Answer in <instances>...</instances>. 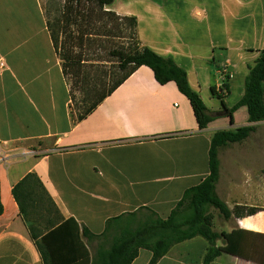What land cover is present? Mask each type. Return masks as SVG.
Segmentation results:
<instances>
[{
    "label": "crops",
    "instance_id": "crops-1",
    "mask_svg": "<svg viewBox=\"0 0 264 264\" xmlns=\"http://www.w3.org/2000/svg\"><path fill=\"white\" fill-rule=\"evenodd\" d=\"M54 1L0 0V264H43L36 241L69 218L80 228L91 264H97V256L120 229L135 228L152 213L165 219L183 191L208 175L214 132L251 125L245 107L233 112L230 124L218 114L221 104L209 90L221 84L226 67L232 77L225 104L233 92L228 108L242 97L246 66L264 49V0H114L104 8L134 16L141 44L185 70L191 89L216 114L204 129L198 128L175 84H158L145 66L78 120L85 106L71 100L50 37ZM57 2L59 28L67 4ZM218 158V197L229 211L235 206L256 211L226 220L215 214L214 231L264 235V177L255 184L246 179V166L229 152L223 157L219 151ZM29 173L36 174L47 197L33 195L41 202L27 222L12 187ZM70 238L74 234L51 232L44 250L52 264L66 256L77 259L72 264H82L83 250ZM261 242L256 251L264 255ZM215 243L226 244L223 238ZM207 247L197 236L172 246L156 264H202ZM151 256L140 249L131 264H148ZM210 264L258 263L221 253Z\"/></svg>",
    "mask_w": 264,
    "mask_h": 264
},
{
    "label": "trees",
    "instance_id": "trees-1",
    "mask_svg": "<svg viewBox=\"0 0 264 264\" xmlns=\"http://www.w3.org/2000/svg\"><path fill=\"white\" fill-rule=\"evenodd\" d=\"M113 1L66 0L67 16H63L62 25L56 31L49 26L50 37L57 55L59 51L57 34L58 32L67 33V43L65 41L63 43L64 52L60 57V63L63 75L65 77L70 76L71 100L75 101V91L86 92L87 97H82L81 102H79L85 108L82 113L78 114V120L91 113L104 98L121 85L135 70L145 66L152 71L158 84L165 85L169 82L175 84L177 90L188 100L193 112L192 116H194L198 128H206L216 114L213 115L209 112L200 95L191 89L185 70L176 65L171 58L162 57L141 44L137 39V20L134 16L123 17L114 14L112 11H105L104 8L112 4ZM99 11L107 17L108 22H118V27L114 31L111 29L108 31L111 32L110 37L119 38L122 31L120 22L126 25L128 34L125 39H128V43L124 47L115 46L108 51V56L115 61L118 70L122 74L104 91L92 95L94 98L91 100L89 99L90 93L87 92L88 86H90L89 78L83 75L79 65L83 60L80 59V56L74 54L73 46L68 41L76 40L75 44H80L79 47L89 46L86 44L94 36L92 33L94 21L97 16L96 12ZM70 26H74L76 37L73 35L74 30H70ZM85 38L87 39L85 40ZM246 67H248V74L244 80V93L231 108H228L225 104V98L229 95L227 81L219 87L212 86L209 92L221 104L222 110L218 114L228 118L230 124H233V112L240 107H245L248 122L251 125L214 132L209 141L208 175L199 184L183 191L180 201L176 203L165 219L152 213L150 219L141 221L135 228L120 229L117 236L112 239L109 248L97 256V264H131L140 249H146L152 253L148 264H156L172 246L197 236L204 238L208 243L202 264H210L221 253H228L243 260L253 261V263L264 264V255L256 251V247L261 245L264 235L243 230H233L230 233L223 232L219 234L213 229L215 212L219 217L226 220L231 214L246 216L252 215L256 211L254 208L244 206H235L229 211V208L215 192L219 177V149L246 140L255 131L256 123L264 122V49L259 51V55L253 64ZM12 188L13 197L20 210L19 213L28 222L29 216L38 209L41 202L34 201L33 195L41 193L47 197V194L35 173L27 174ZM49 202L53 205L51 200ZM2 212L3 207L0 200V215ZM112 222V220L107 222L105 231H108ZM29 228L32 234L31 226ZM52 230L42 237L39 242L36 241V246L44 261L43 264L53 263L52 256L44 250V243L51 232L52 234H74V239L70 238V240H72V243L78 244L83 250L82 264H91L89 253L80 240V228L74 219L69 218ZM86 233L87 231L83 229L82 235L85 236ZM71 237L73 236L71 235ZM219 238L225 240V246L216 247L215 242ZM75 260L77 259H69L66 256L59 261L61 262L59 264H72Z\"/></svg>",
    "mask_w": 264,
    "mask_h": 264
},
{
    "label": "rangeland",
    "instance_id": "rangeland-1",
    "mask_svg": "<svg viewBox=\"0 0 264 264\" xmlns=\"http://www.w3.org/2000/svg\"><path fill=\"white\" fill-rule=\"evenodd\" d=\"M54 2L55 11L49 15L48 19L50 24L53 26L52 28L56 31L59 25L56 24V22L57 18L59 19L58 11H60L59 9L61 4L59 5L57 0ZM100 12L101 11L96 12L97 16L94 21L92 32L94 36L91 37L92 40H89L86 44L89 46L79 47L80 44H75L76 40H72V42L68 41V43L73 46L72 50L74 51V54H77L80 56V59L83 60L79 65L81 66L83 75H86L89 78L90 86H88L89 88L87 87L88 89H86L88 90L87 92L90 93L89 99L91 100L94 98L92 95L104 91L122 74V72L118 70L115 61L108 56V51L115 46L124 47L128 43V39H125L128 34L126 25L123 22H120L122 24H120V29L122 31L120 32L119 38L110 37L111 32L108 31L110 29L114 31V29L118 27V22H108L107 17ZM73 35L76 37V30L73 31ZM57 36V44L59 48L58 56L60 58L64 52L63 43L64 41L67 43V33L58 32ZM65 78L70 84V76H66ZM74 95L78 103L81 102L82 97H87L86 92L83 93L75 91ZM235 95L236 93L233 92L232 95L227 99V105L231 104L235 100ZM243 111L244 115L246 116V110L244 109ZM241 113L242 112L237 113L236 116L239 120L242 119V117H240L242 115ZM219 151L223 157L229 152L231 157H234L236 160L238 159L240 163H243L246 166V179L252 181L255 184H257V182L260 184L261 178L264 177V174H262V170H264V122H260L258 124L256 123L255 131L251 133V135L246 140L221 148ZM224 159L226 161L228 160V157L225 156ZM231 160V162H233V159ZM231 179L236 180L234 174L231 175ZM215 223H217V221Z\"/></svg>",
    "mask_w": 264,
    "mask_h": 264
},
{
    "label": "built area",
    "instance_id": "built-area-1",
    "mask_svg": "<svg viewBox=\"0 0 264 264\" xmlns=\"http://www.w3.org/2000/svg\"><path fill=\"white\" fill-rule=\"evenodd\" d=\"M3 64L0 63V66H2ZM221 73H222V79H221V84L219 86L222 85V83L226 82L228 79H230L232 77V75L230 73H228V71L226 70V67H223L221 69ZM218 86V87H219Z\"/></svg>",
    "mask_w": 264,
    "mask_h": 264
}]
</instances>
